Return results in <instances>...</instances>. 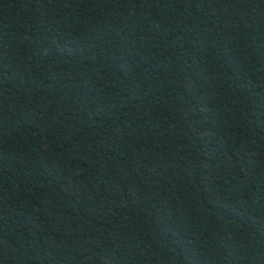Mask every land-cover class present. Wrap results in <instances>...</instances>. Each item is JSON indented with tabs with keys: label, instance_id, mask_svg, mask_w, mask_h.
Segmentation results:
<instances>
[{
	"label": "trees",
	"instance_id": "trees-1",
	"mask_svg": "<svg viewBox=\"0 0 264 264\" xmlns=\"http://www.w3.org/2000/svg\"><path fill=\"white\" fill-rule=\"evenodd\" d=\"M0 264H264V0H0Z\"/></svg>",
	"mask_w": 264,
	"mask_h": 264
}]
</instances>
